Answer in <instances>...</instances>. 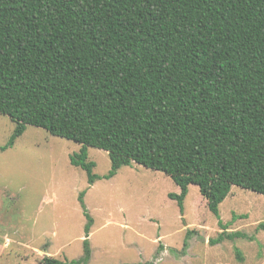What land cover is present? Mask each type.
<instances>
[{
	"label": "trees",
	"instance_id": "trees-1",
	"mask_svg": "<svg viewBox=\"0 0 264 264\" xmlns=\"http://www.w3.org/2000/svg\"><path fill=\"white\" fill-rule=\"evenodd\" d=\"M0 114L1 150L40 127L81 144L69 160L89 184L94 147L104 178L161 171L181 212L196 185L219 216L232 186L264 195V0H0Z\"/></svg>",
	"mask_w": 264,
	"mask_h": 264
},
{
	"label": "rangeland",
	"instance_id": "rangeland-1",
	"mask_svg": "<svg viewBox=\"0 0 264 264\" xmlns=\"http://www.w3.org/2000/svg\"><path fill=\"white\" fill-rule=\"evenodd\" d=\"M13 129L0 114V148ZM80 147L28 125L0 149V264H40L45 255L74 264H264V195L232 186L216 216L190 185L181 212L169 176L133 163L106 179L109 156L94 147L88 159L101 178L89 184L69 160Z\"/></svg>",
	"mask_w": 264,
	"mask_h": 264
},
{
	"label": "crops",
	"instance_id": "crops-1",
	"mask_svg": "<svg viewBox=\"0 0 264 264\" xmlns=\"http://www.w3.org/2000/svg\"><path fill=\"white\" fill-rule=\"evenodd\" d=\"M5 247V246H4ZM4 247H1V248H4Z\"/></svg>",
	"mask_w": 264,
	"mask_h": 264
},
{
	"label": "water",
	"instance_id": "water-1",
	"mask_svg": "<svg viewBox=\"0 0 264 264\" xmlns=\"http://www.w3.org/2000/svg\"><path fill=\"white\" fill-rule=\"evenodd\" d=\"M44 252H46L45 250H43Z\"/></svg>",
	"mask_w": 264,
	"mask_h": 264
}]
</instances>
